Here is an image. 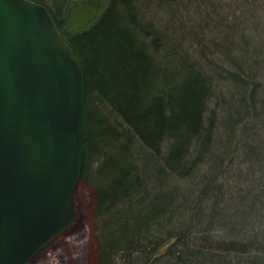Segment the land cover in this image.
Here are the masks:
<instances>
[{"label": "rangeland", "instance_id": "rangeland-1", "mask_svg": "<svg viewBox=\"0 0 264 264\" xmlns=\"http://www.w3.org/2000/svg\"><path fill=\"white\" fill-rule=\"evenodd\" d=\"M45 1L55 7V0ZM73 1L59 0L63 9ZM96 1L98 7L103 3ZM132 8L208 76L209 145L189 178L163 174L168 143L154 155L110 104L97 102L102 119L124 134L107 143L103 127L92 125V146L102 155L92 152L87 178L78 184L75 219L65 235L28 264H144L136 253L125 252L105 263L98 242L105 229L116 228L113 212L116 217L129 214L137 203L147 204L155 196L171 199L166 214L174 223L187 216L197 220L201 241L191 255L194 264H264V0H134ZM192 152L190 159L197 154ZM125 161L138 175L140 188L100 217L95 185L109 181ZM165 243L154 251L153 261L177 264V256L163 255Z\"/></svg>", "mask_w": 264, "mask_h": 264}, {"label": "trees", "instance_id": "trees-1", "mask_svg": "<svg viewBox=\"0 0 264 264\" xmlns=\"http://www.w3.org/2000/svg\"><path fill=\"white\" fill-rule=\"evenodd\" d=\"M33 1L49 8L84 71L82 129L85 159L80 181L87 178L92 152L102 155L92 146V125L103 127L101 135L107 137V143L124 134L123 129L108 126L102 119L97 102L110 104L128 129L154 155L159 156L167 142L161 171L189 178L193 169L199 166L205 145H209L213 133L212 125L205 122L211 96L208 76L180 53L167 34L133 11L134 0H102L100 7L96 0H77L66 9L61 8L59 0H55V7L45 0ZM81 3L93 4L97 15L86 29L70 32V10ZM93 111L99 113L97 118ZM194 149L197 154L190 159ZM127 163L125 161L115 170L114 177L105 184L95 185L98 216L110 215L140 188L138 175ZM102 177L109 178V175ZM161 198L155 196L147 204L141 201L129 214L121 212L119 217L113 212L111 217H115L116 228L105 229L106 233L102 232L98 242L103 262L112 261L118 253L125 252L136 253L138 258L144 259V264H155L158 259L153 261L154 251L166 240L164 256H177V264H194L191 255L197 252L201 241L197 220L187 216L174 223L172 215L166 214L171 199ZM210 237H203V244L208 243ZM149 238L154 241L149 242Z\"/></svg>", "mask_w": 264, "mask_h": 264}, {"label": "water", "instance_id": "water-1", "mask_svg": "<svg viewBox=\"0 0 264 264\" xmlns=\"http://www.w3.org/2000/svg\"><path fill=\"white\" fill-rule=\"evenodd\" d=\"M91 3L70 10L86 29ZM85 75L49 8L0 0V264H28L76 216L85 141Z\"/></svg>", "mask_w": 264, "mask_h": 264}]
</instances>
